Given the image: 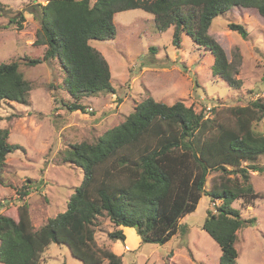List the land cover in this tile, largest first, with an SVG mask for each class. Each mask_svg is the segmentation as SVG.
<instances>
[{"label": "trees", "instance_id": "obj_1", "mask_svg": "<svg viewBox=\"0 0 264 264\" xmlns=\"http://www.w3.org/2000/svg\"><path fill=\"white\" fill-rule=\"evenodd\" d=\"M234 7L253 8L264 17V0H48L33 2L27 9L40 23L34 46H43V55L25 58L29 65L56 60L64 73V85L74 98L69 110H85L80 98L115 91L111 69L93 39H113L117 30L115 13L142 8L155 17L160 30L174 27L173 42L181 44L182 34L206 47L214 57L212 71L232 88L240 79L225 49L209 33L216 16ZM6 8L0 2V14ZM25 17L16 20L23 27ZM229 27L247 38L244 24ZM32 83L18 60L0 64V102L27 104ZM264 120V98L215 110L206 117L183 101L167 104L149 96L118 125L96 141H81L62 152L63 161L81 167L84 177L70 196L66 210L36 229L24 197L32 185L17 191L22 203L18 219L0 213V261L3 264H39L52 243L66 246L83 264H123V254L96 239L100 217L114 225L111 240H126L120 226L135 228L142 242L165 244L187 225L181 218L196 210L203 195L210 196L216 212L209 210L203 229L219 244L221 264H237L238 230L256 224L233 206L237 199L253 203L255 191L250 167L264 172V166H247L264 155V129L255 125ZM10 131L0 128V175L7 157L16 146L9 142ZM219 171L211 189L207 175ZM32 179L29 178L28 182ZM35 185V180L32 181ZM31 184V183H30Z\"/></svg>", "mask_w": 264, "mask_h": 264}, {"label": "rangeland", "instance_id": "obj_2", "mask_svg": "<svg viewBox=\"0 0 264 264\" xmlns=\"http://www.w3.org/2000/svg\"><path fill=\"white\" fill-rule=\"evenodd\" d=\"M37 1L46 4L48 0H0L6 6L0 14V64L18 60L32 83L27 104L0 102V128L9 129V142L16 146L0 175V213L18 219L22 200L17 191L25 184L32 185L24 200L29 203L36 229L66 210L70 196L83 180V169L63 161L62 152L75 142L96 141L106 130L123 122L143 99L152 96L167 104L183 101L208 117L220 108L264 98V17L256 9L234 7L216 16L209 29L237 69L235 77L242 85L234 89L214 75V57L206 47L187 34H182L179 46L174 44L173 26L160 30L153 14L133 8L115 13L117 33L113 39L90 42L108 61L115 91L83 96L79 100L85 110H69L67 103L74 98L64 85L59 63L52 60L29 65L25 60L41 57L44 51L43 46L33 45L40 23L34 12L27 10ZM20 13L25 17L23 27L16 22ZM232 22L244 24L248 37L232 30ZM255 127L262 131L264 120ZM244 164L264 166V155ZM250 171L260 196L253 203L237 199L233 206L244 218L256 217L257 221L237 232V264H264V172L253 167ZM219 173L211 171L207 175L206 190L211 189ZM29 178L37 183L28 182ZM220 203L203 195L196 210L181 218L187 231L165 244L139 241L133 232L125 242L111 240L108 232L114 225L107 217L99 218L96 239L100 246L116 253L121 246L116 242L121 241L123 264H221L219 244L203 229L208 211L216 212ZM39 264L83 263L72 256L68 247L52 243Z\"/></svg>", "mask_w": 264, "mask_h": 264}, {"label": "crops", "instance_id": "obj_3", "mask_svg": "<svg viewBox=\"0 0 264 264\" xmlns=\"http://www.w3.org/2000/svg\"><path fill=\"white\" fill-rule=\"evenodd\" d=\"M121 228H123L124 230H125V233H126V239H129V234L130 233H135L136 235H137V239L140 241L141 240V238H140V236L137 234V232H136V230H135V228H133V227H128V226H120ZM116 243H119V244H121V246H120V248H119V250H116L119 254L121 253V254H123V252H122V250H124L123 249V243L121 242V241H117ZM127 243V242H126ZM129 247L131 248V246L129 245Z\"/></svg>", "mask_w": 264, "mask_h": 264}]
</instances>
